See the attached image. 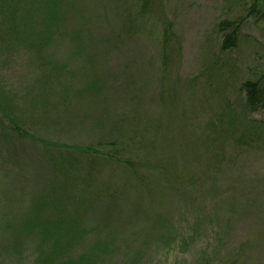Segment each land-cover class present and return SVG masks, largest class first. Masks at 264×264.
Masks as SVG:
<instances>
[{"label":"rangeland","instance_id":"374dc122","mask_svg":"<svg viewBox=\"0 0 264 264\" xmlns=\"http://www.w3.org/2000/svg\"><path fill=\"white\" fill-rule=\"evenodd\" d=\"M130 4L0 0V264H41L50 189L87 209L73 258L264 264V0H161L145 31Z\"/></svg>","mask_w":264,"mask_h":264},{"label":"trees","instance_id":"16d2710c","mask_svg":"<svg viewBox=\"0 0 264 264\" xmlns=\"http://www.w3.org/2000/svg\"><path fill=\"white\" fill-rule=\"evenodd\" d=\"M129 1H131L132 15L129 13V16L132 29L148 30L150 25H154V19L149 11L161 0ZM251 15L252 12L249 16ZM236 23L239 22L237 20L227 21L223 24L225 29H231L233 26L234 28L224 35L222 50H228L235 46V37L239 29V24ZM242 90L245 93L244 107L246 111H254L258 106H264V90L257 83L247 81L242 85ZM20 138H22V133H20ZM63 147H59L60 151L68 153V149ZM43 198L42 203L40 201L31 204L29 220L26 224L24 222L22 228L24 232L32 233L38 248L40 245L43 247H40L39 254H36L38 255L36 260L41 264H100V260L106 258L107 253L109 255L112 252L110 251L112 247L109 244H96L95 248L88 250L82 257L73 258L70 242L75 243L76 240H80L84 236L78 224L85 216L82 213L87 209L83 211L78 197L66 193L65 190L50 189ZM94 252L99 253L95 256Z\"/></svg>","mask_w":264,"mask_h":264}]
</instances>
